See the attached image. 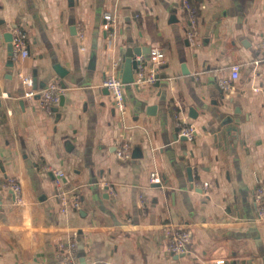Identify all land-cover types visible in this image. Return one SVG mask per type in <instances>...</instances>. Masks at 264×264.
<instances>
[{"label": "crops", "instance_id": "obj_1", "mask_svg": "<svg viewBox=\"0 0 264 264\" xmlns=\"http://www.w3.org/2000/svg\"><path fill=\"white\" fill-rule=\"evenodd\" d=\"M192 1L198 26L188 46L183 0H0V264H61L58 244L74 231L87 264H264L255 201L264 190V101L255 91L264 88V0ZM106 12L117 18L114 38ZM16 28L30 55L11 67L5 34ZM125 46L162 49L165 60L153 84L126 85L122 115L103 84L114 61L123 76ZM56 63L69 71L64 79ZM236 63L240 78L224 91L220 80ZM34 71L35 91L57 84L64 106L26 97L19 72ZM228 117L239 121L233 140L216 133ZM189 126L194 139L180 140ZM122 142L142 157L118 158ZM58 182L79 195L80 210L61 211ZM166 229L192 233L190 254L168 251Z\"/></svg>", "mask_w": 264, "mask_h": 264}, {"label": "built area", "instance_id": "obj_2", "mask_svg": "<svg viewBox=\"0 0 264 264\" xmlns=\"http://www.w3.org/2000/svg\"><path fill=\"white\" fill-rule=\"evenodd\" d=\"M183 10L187 14L189 20V30L188 36L191 44H194L196 41V30L198 26V16L197 10L192 5L191 0H183ZM104 19L106 21V29L110 31L111 38L115 37L117 18L114 13L106 12L104 14ZM80 38L85 39V35L80 33ZM13 48L14 56L13 59L15 62H22L27 59L30 55L27 43L26 32L22 29L16 28L13 33ZM261 47L264 49V42L261 44ZM137 60L140 64L137 67L135 74L134 82L138 88L144 83L153 84L157 79L158 69L164 63L165 53L162 49H153L147 60L143 56L138 57ZM151 64L150 70L146 73V64ZM241 65L236 63L231 66V73L228 78H223L220 80V86L224 91H230L233 88L234 82L240 78ZM19 78L22 84L29 88V91L26 94V97L33 98L36 95H40V100L44 107L56 106L60 102V92L57 84L52 83L46 86L40 91L34 90V81L33 77L30 74H25L19 72ZM112 94L115 108L122 115L126 113V101H125V92L124 89L126 84L123 82L122 76L119 72V63L114 61L111 65L110 72L106 77L103 84ZM256 92L262 93L264 101V88H256ZM195 134V128L193 126L185 127L181 130L180 137L185 136L188 140H193ZM132 146L128 142H122L117 149V156L123 161H129L132 159ZM55 175L59 179H63L66 174L62 170H56ZM151 183H160V177L157 172L151 174ZM59 184V182H58ZM207 187L208 184H205ZM8 187L15 193L16 199L18 202L22 201V186L20 182L16 179H10L8 182ZM105 190L110 193H114V190L111 186H105ZM57 199L61 206L62 212H67L70 209L80 210L81 201L78 194L72 190H67L61 185H58L57 189ZM255 201L257 204L258 214L260 219L264 220V190L258 191L255 196ZM169 241H168V251L172 254L178 256H187L190 254V247L192 244V233L189 230H178V229H166ZM78 246H79V234L74 231L69 236L66 241H61L58 244V259L61 264H81L79 255H78ZM216 264H225V260H217Z\"/></svg>", "mask_w": 264, "mask_h": 264}, {"label": "water", "instance_id": "obj_3", "mask_svg": "<svg viewBox=\"0 0 264 264\" xmlns=\"http://www.w3.org/2000/svg\"><path fill=\"white\" fill-rule=\"evenodd\" d=\"M76 31V30H75ZM76 33V32H75ZM5 39L8 42V51H9V56H10V60H9V66L13 67L14 66V61H13V56H14V48H13V34L12 33H7L5 34ZM188 46H190V42L188 41ZM152 51V48L150 46H147V48H144L142 46H125L124 48H122L120 50V56H119V61L122 64V68H123V82L127 85V84H132L134 82V78H135V74L137 71V67L140 64V62L137 60L138 57L143 56L144 58H146L147 60L149 59V55ZM95 62H96V54L93 53L90 57V65L89 68L90 69H94L95 68ZM53 69L56 73V75L58 77H60L61 79H64L69 71L67 69H65L64 67H62L59 63H56L53 65ZM182 74L185 76H189L191 75V72L188 70L187 65L185 63H183L182 65ZM33 81H34V90L38 89L37 86V72L34 71L33 72ZM160 78V75H157L156 79L158 80ZM46 83H42L40 85L41 89H44L46 87ZM61 86L62 88H66V84H64L63 82H61ZM220 94H221V98L225 99V95L224 92L222 90H220ZM38 98H40V95H37ZM65 104V97L61 96L60 97V106H64ZM59 108H55L54 111L58 112ZM149 112V109H148ZM194 110H192V114L191 117L196 118L197 117V112H195ZM149 114H151L149 112ZM239 125V121L237 118L234 117H228L227 119H225L221 124H220V128L219 130L216 132L217 133V137H224L226 140L230 139L233 140L235 139V134L239 131L238 128ZM175 140H178V136L175 137ZM180 140H188L187 137L185 136H181ZM70 142H67V144ZM133 157L134 158H140L142 157V152L140 151V148H136L133 151ZM187 173H188V180L191 183V188L195 187V175H194V171L192 167H188L187 168ZM161 184H157V187H160ZM202 192L201 189L197 190ZM105 198H109L108 194L104 195ZM183 257V256H180ZM81 264H87L86 263V259L82 258L80 260Z\"/></svg>", "mask_w": 264, "mask_h": 264}, {"label": "trees", "instance_id": "obj_4", "mask_svg": "<svg viewBox=\"0 0 264 264\" xmlns=\"http://www.w3.org/2000/svg\"><path fill=\"white\" fill-rule=\"evenodd\" d=\"M191 3H192V5L195 7V5H194V3H193V1L191 0ZM195 9H196V7H195ZM197 10V9H196Z\"/></svg>", "mask_w": 264, "mask_h": 264}]
</instances>
